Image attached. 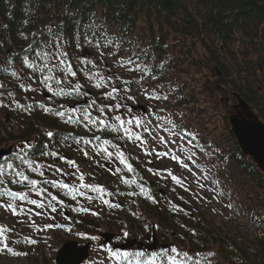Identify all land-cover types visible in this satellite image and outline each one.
<instances>
[{"label":"trees","instance_id":"16d2710c","mask_svg":"<svg viewBox=\"0 0 264 264\" xmlns=\"http://www.w3.org/2000/svg\"><path fill=\"white\" fill-rule=\"evenodd\" d=\"M192 8L195 10L192 11ZM93 20L96 25H103L109 34L122 35L132 45L146 49L149 52V66L157 77L166 70L173 69L178 62H188L195 70L193 77L187 80L170 78L169 91L177 104L196 106L197 113L205 118L206 124L207 107L202 101L199 88L202 93L211 96L229 93L236 102L238 97L241 98L264 123V79H260L261 75L264 77V0H0V84H4L0 91L5 93L0 101L3 105H8L0 106V149L10 147L6 146L8 144L18 145L24 141L37 147L43 143H49L50 148L55 145L52 150H58L61 155H65L71 146L78 149L72 139L61 143L62 137L70 134L85 138L89 129L83 124H65L60 118L45 114L36 104L44 103L56 109L63 105L68 109L70 103L83 100L85 96L52 95L35 77L32 81L28 80L30 70L22 67L21 61L14 54L20 53L34 39L42 38L41 33L47 36L48 29L55 33L59 26L65 25L67 30L74 33V21L83 26ZM24 36L28 39H24ZM66 50L73 70L77 71L72 82L85 86L84 91L92 96L90 102L95 99L97 104L101 101L106 104L116 103L103 95L105 89L94 88L84 72L79 71L76 60L80 55L79 51L72 47ZM121 54V57L125 55L123 52ZM9 59L12 60L11 64L6 63ZM5 68L7 72L3 71ZM12 71H17L23 82L30 83L35 91L25 92L20 89L18 85L21 80L11 77ZM60 78L63 79L62 76ZM52 83L55 91L56 87ZM8 92H12L14 99L21 104L32 103L34 107L31 114L17 109L11 103L12 98L7 97ZM90 111L93 117L99 115L95 108ZM218 112L225 131L224 145L219 149H213L212 145L203 146V149H207L219 160L228 158L235 166L236 174L248 178L257 192L249 203L248 219L255 234L247 242L248 246L241 248L229 236L219 233L203 215L191 210L188 202L183 201L182 193L169 187L162 197L156 192V186H153L152 191L150 187L149 191L154 194L155 203L145 196L135 201L126 217H107L109 229L117 232L121 240L126 238L125 232H136L139 235L146 229H153L157 236L169 242L170 239L165 235L168 230L175 236V243L170 241L171 245L188 251L193 261L200 260L201 264H264V173L250 157L241 152L228 123L229 113ZM8 119L15 122V125L8 127ZM47 130L57 133L52 141L44 135ZM100 134L103 140H111L122 147L130 143L128 139H113L115 133L105 131ZM102 139H91V160L85 164L88 169L96 168L92 161L103 157V154H96L100 146L104 147ZM78 153L80 158L85 159L82 151ZM35 158L45 163L60 161L58 158L41 157L38 153ZM128 158L134 171L129 173L122 165L121 174L113 182L118 189L111 186V194L117 190L129 195L127 190L130 184L123 183L120 176L129 181L134 177L142 180L145 178V171L140 169L135 157ZM152 184L154 185L153 182ZM29 195L32 198L34 194L32 192ZM100 197L104 200L103 196ZM76 204L77 200L72 204L74 209ZM173 205H178L184 211L174 210ZM79 222V227L83 228L84 222ZM87 227L94 232L100 230L94 222H89ZM192 230H195V236L192 235ZM129 237L131 236L127 235ZM39 248L41 245L37 246V252ZM138 250L140 249L132 248L126 251ZM196 252L200 256L195 255ZM208 252L215 255L208 257Z\"/></svg>","mask_w":264,"mask_h":264},{"label":"snow or ice","instance_id":"6c2138e0","mask_svg":"<svg viewBox=\"0 0 264 264\" xmlns=\"http://www.w3.org/2000/svg\"><path fill=\"white\" fill-rule=\"evenodd\" d=\"M74 27L76 31L72 33L70 30L66 29L65 25L59 26L58 30L53 33L51 29H48V35L44 36L41 33L40 39H34L32 43L21 50L20 53H15V58L21 61L22 67L30 70L28 75V80L32 81L33 77L40 81L44 85L46 90L55 96H71L75 94L76 96H88L89 93L84 91V85L76 82H72V78L77 76V71L73 70V64L69 59V52L66 50L68 47H72L79 51L80 55L76 57L77 66L79 71L84 72L87 76L89 83L96 89H105L104 96L110 101H117L114 104H106L101 101L97 104V101L93 99L87 106L83 108H74L71 110L65 109L63 105H60L59 109L45 105L44 103L37 102L36 106L39 107L45 114H50L54 117H58L65 124H83L84 127L88 128L89 131L93 133L94 140H100L101 137L96 135L97 132L103 133L105 131L109 133H115L116 135L113 139L119 140H133L139 141L142 145L146 144L147 141L143 136L134 131V129H143V132L148 133L152 140L163 146L165 151H157L153 148L148 151V155L155 153L157 157H166L171 153V159L178 161L182 168L188 169L192 172L189 167V162L199 169L200 165L196 162L193 157L196 156V152L192 151V148H199L201 152L204 151L203 146L198 142L193 143V141H198V134L187 130L186 128H178V125L171 118H165L163 115H157L153 131V121L148 119L146 116H135L132 115L133 108L123 101H134L136 96L143 94L148 100L156 101H168L169 97L167 95H161L156 89H152L149 84L150 80H156L158 77L153 73V69L149 66L148 57L149 52L146 49L139 48L138 45H132L130 40H125L123 36H117L116 34H109L108 30L103 27V25H96L93 20L88 25H81L80 22L74 21ZM83 28V31L81 29ZM23 36V33L21 34ZM35 37V34H32ZM24 39H28L24 36ZM127 45V47H126ZM91 49H95L96 55L93 59L88 57L92 55ZM123 52L125 55L120 56ZM11 55V54H10ZM112 59V64L116 65L117 68L114 71L111 67H107L108 59ZM6 63L11 64L12 60L9 59ZM163 67L162 65L160 66ZM3 71L7 72V68ZM128 73V78H123V72ZM138 74V75H137ZM11 77L21 80L19 83V88L23 89L25 92L35 91L31 87V84H26L23 82V78L18 75L17 71H12L10 73ZM63 77L61 79L60 77ZM56 90H53V83ZM148 84L149 87L144 85ZM65 85V86H61ZM133 86H135V92H133ZM4 88V84H0V89ZM110 89V90H108ZM120 93H123L121 96ZM5 96V93L0 91V97ZM7 97L12 98L11 103L15 105L17 109H21L29 114L33 110L34 105L29 103L27 105L19 103L15 100L12 92L7 93ZM119 97V100H117ZM0 106L3 102L0 101ZM92 108H95L99 113L98 116L93 117ZM120 109H124L127 116L130 118H124L120 114H115ZM107 112L113 113L111 116V121L106 118ZM160 113L164 112V108L159 109ZM79 113L80 115H75ZM152 113H149L151 116ZM132 126V127H129ZM161 132L167 134H160ZM44 135L49 141H52L53 137L57 135L51 130L45 131ZM72 139L74 143L79 146L92 145L93 140L85 139L84 137H73L70 134L64 135L62 137L61 143ZM111 144L112 149L115 151H110L107 147L100 146L97 155L103 154L110 162L113 158L119 161L121 165L127 169V172L132 173L134 171L132 163L129 162V158L126 156L124 151L121 150L120 145L113 143L111 140L104 139L103 145ZM174 146V147H170ZM187 146H191L190 148ZM55 145L50 148L49 143H43L39 147L32 144L31 142L24 141L21 144L16 145L15 151L12 152L10 157H4L0 160V208L4 209L6 212H10L12 215L24 214L29 216L32 212V208H25V205H34L37 209L50 208L51 212L56 213L58 211L56 204L52 202H57L63 204V201L57 200V196L53 195L48 191V187H40V181L31 178L29 173H36L39 177L45 176L44 168L49 170H54L55 173H61L63 170L56 167L55 164L43 165L37 161L35 158L37 153L41 157H53L58 158L61 161H65L68 166L76 168L79 171L78 166L74 160H67L65 156L61 155L58 150H52ZM178 148L180 152L187 153L186 157L182 159L181 155L175 154V149ZM84 156H88V151L84 148H80ZM14 161H18V164H14ZM25 166L27 172L25 171ZM103 167V165H100ZM150 172L152 169H148ZM121 172V168L117 167L113 172V175H117ZM67 175H75V173H66ZM194 174V173H193ZM171 179L180 186L184 185L183 180L177 175H173L171 171L168 172ZM84 175L80 174L78 180L80 181V188L70 187V185L64 181H58L55 179L44 180V185H50L53 188L68 189L72 193V199L76 200L77 195L85 196L86 193L80 189L88 188L97 193H103L105 189L103 187H97L93 184L84 183ZM119 179L130 185H135L136 180L132 179L129 181L123 176ZM208 180V177H204ZM8 181L12 185H21L23 189L26 190H13L8 186ZM217 180H210L208 184L201 183L199 186L201 189H206L208 191H214V198H219L224 195L223 191H216L215 186L218 185ZM140 192L143 193L147 199L155 203L154 197L148 194L143 185L139 186ZM185 191H188L185 188ZM35 192L37 196H43L47 194L49 201L44 203L42 200L30 198V193ZM132 195V193H128ZM4 198H7L5 200ZM91 200L92 197H87ZM198 199H204L202 196H198ZM103 203L115 208H120V204H112L110 201L104 199ZM225 207L232 209L233 204L228 203ZM174 210L184 211L183 208H179L178 205H173ZM82 212L91 211L89 208L80 209ZM60 214L63 215L62 209H60ZM93 215L97 213L93 212ZM187 215V213L185 212ZM36 215H42L41 212H36ZM67 219V218H66ZM33 227L35 225H32ZM46 229L53 227L61 228L64 225L61 224H46L44 226ZM14 230L0 224V252H6L13 256L27 255L26 252L16 251L11 247L13 242L20 243V241H13L11 238V233ZM71 231V228L68 229ZM78 235L83 236V233H78ZM125 236L128 235L127 232L124 233ZM192 235L195 236V230H192ZM88 240H96V236H87ZM24 242L29 245H35L37 240L30 236L24 238ZM108 252L111 254L112 260L115 264H201L200 260L193 261L192 255L188 251H182L176 246L170 248H161L159 251H153L151 253L147 250L138 251H121L119 249L108 248ZM195 255L200 256L199 252ZM208 257L214 256L215 253H206Z\"/></svg>","mask_w":264,"mask_h":264},{"label":"rangeland","instance_id":"374dc122","mask_svg":"<svg viewBox=\"0 0 264 264\" xmlns=\"http://www.w3.org/2000/svg\"><path fill=\"white\" fill-rule=\"evenodd\" d=\"M194 10L195 9L192 8V11ZM91 52L92 55L88 57L89 59H93L96 55L95 50H92ZM120 56H122L121 53ZM106 66L111 67L114 71L117 68L116 65L112 64L111 58L108 59ZM194 73V68L190 67L188 62H178L173 69L166 70V72L160 74L156 80L149 81V84L151 85L149 91L153 88L156 89L159 94L167 95L169 97L168 101L148 100L143 94H140L136 96L134 101L123 102L127 103L132 108H135L133 109L134 111L132 115L138 117L143 115L153 121V125H149V127H153L154 132L156 131L154 128V124L157 123L156 116L163 115L165 118L173 119L178 125V128H186L189 131L197 133L198 141H193L194 144L198 142L202 146L212 145L213 149H219L224 145L226 137L223 124L220 122L218 116V111L225 114L233 113L232 106L236 103V100L230 97L229 93H219L217 95H212V97L211 94L202 93V90L199 88L198 90L201 92L200 95L202 101H204V105L207 107L206 119L208 123L206 124L205 118L197 113L196 106L177 104L169 91L170 78L177 77L182 80H187L188 78H192ZM123 78H128V73L126 71L123 72L122 79ZM260 79L263 80L264 77L261 75ZM144 86L149 87L148 84H145ZM133 92H135V86H133ZM120 95L122 96L123 93H120ZM117 100H119V97ZM162 107L164 108V112L160 113L159 109ZM142 108L144 112L141 110ZM120 110V113H118L122 117L130 118L127 116L124 109ZM149 113H152V115L149 116ZM12 125H15V122L9 120L8 127ZM134 131L139 132L147 141V143L143 145L139 141L134 142L133 140L131 143H128L130 148L128 151L132 152L139 162L143 160V165L148 167V169H152L151 172L147 170L144 173L145 179L153 182L154 185L158 182L157 187H160L159 189L163 190L165 193L168 191L169 187L174 188L178 193H182L184 197L183 201L188 202L191 210L203 215L209 223L211 222L212 226H214L219 233L229 236V238L233 239L239 247H247V242L250 239H253L255 234L254 227L248 219L250 211L249 203L251 202L250 199L257 194L252 187V182L248 180V178L236 174L237 170L228 158L224 157L222 160H219L217 157L209 153L207 149H204L203 152H201L199 148L191 149L196 152V156L193 157V159H195L200 165V168L197 169L191 164V162H189V167L192 169V172H189L188 169L182 168L178 161L172 160L171 153L166 157H157L155 153L148 155L147 152L151 151L153 148L157 151H165L166 149L163 146L156 144L148 133L143 132L142 128L134 129ZM160 134L165 135L167 138L166 133L161 132ZM16 145V143H11L6 146L16 147ZM187 147L190 148L191 146ZM175 154L181 155L182 159L187 155V153L182 154L178 148L175 149ZM74 155L75 154L71 152V156L74 157ZM140 169L144 171L142 167H140ZM43 170L49 173H53L54 171L47 168ZM169 171H171L173 175L180 177L183 180L184 185H177L171 179V176L168 175ZM205 176L208 177V180L204 179ZM100 177L101 176H99V178ZM103 177H105L107 181V172H103ZM40 178L41 177L38 175L37 180ZM210 180H217L219 182L218 185L215 186V190L223 191V196L214 198V191L200 188L199 185L201 183L208 184ZM115 185L116 184H112L110 186ZM8 186L13 190H24L23 188H20V185L18 184L12 185L10 181H8ZM115 187V189H118L117 186ZM185 188H187L188 191H185ZM92 192L94 193V197H92L91 200L87 199V197L90 196L88 195V191L85 192V196L77 195V209L73 210L72 213L69 212L66 217L65 215L60 214V209H62V211L64 210V205L62 206L60 204L56 205L58 211L54 216L52 215L54 213L51 212L50 208L37 209L34 205H25L26 209L32 208L30 219L29 216H25L24 214L12 215L10 212H6L4 209L0 208V224L12 228L14 230L10 234L12 240L20 241V243L13 242L11 247L16 251L27 253V255L13 256L0 252V264H54L56 252L66 241H76L78 245H84L88 242L91 243L90 255L84 264H115L107 249L111 248L115 243H119L120 240L111 242V246L102 245L104 240L99 234L107 232L118 234L109 229V225L106 222L107 217H126L128 213H130L128 209L132 208L131 206L135 201L142 197H140V195L131 197L130 195L127 196L114 192L112 195L114 204H117L118 202L121 204L120 208H115L104 204L103 200L98 198V193L95 191ZM45 196L47 197V195ZM198 196H202L204 199H198ZM33 197V199H37L36 194ZM4 199L7 200V198ZM228 203L233 204L232 209L225 207ZM82 208H89L91 211L82 212L80 211ZM36 212H41L42 215L37 216ZM93 212L97 213V215H93ZM114 218L111 220L112 223L114 222ZM79 221L84 222L85 226H83V228L79 227ZM89 222L97 224L100 230L97 232L92 231L87 227ZM49 223L54 225L61 224L64 225V227L46 229L44 226ZM32 225L35 226L33 227ZM136 225H139V223ZM69 228H71V231H68ZM145 231L148 232L147 229ZM78 233H83L84 235L81 236L78 235ZM127 233L132 239L138 238L142 235L141 233L137 235L135 234L136 232L130 233L129 231ZM165 235L168 236L170 241L175 243L173 240L175 236L170 231L167 230ZM26 236L35 238L37 243L35 245L25 243L24 238ZM87 236H96L98 239L88 240L86 239ZM38 245H41L39 252H37Z\"/></svg>","mask_w":264,"mask_h":264},{"label":"flooded vegetation","instance_id":"af4514ba","mask_svg":"<svg viewBox=\"0 0 264 264\" xmlns=\"http://www.w3.org/2000/svg\"><path fill=\"white\" fill-rule=\"evenodd\" d=\"M90 99H91V94H90ZM84 99V97H83ZM90 101H88L85 106H87L89 104ZM109 104H114L113 102L109 103ZM85 106H80V107H77V109L79 108H83ZM135 109V108H133ZM71 110V109H70ZM121 110H119V113H120ZM144 112V111H143ZM111 113V112H110ZM118 113V114H119ZM113 114V113H112ZM111 116L112 115H108L107 114V110H106V118L108 120L111 121ZM96 135H99L101 137V134L99 132L96 133ZM85 136V139H93V133L92 131H88L87 134L84 135ZM102 139V137H101ZM100 139V140H101ZM103 140V139H102ZM104 147H107L110 151H115L114 149H112L111 146L109 145H104ZM79 148H84L85 150L88 151V156H84V158H80V154L78 152H81V150ZM121 150L124 151V153L126 154V156H129L131 157V155H129V152L125 149V147L122 145L120 146ZM91 145H83L81 144L80 146H78V149L75 148L74 146H71L70 149L68 151H66L67 153L63 156L66 157L67 160H74L76 162V165L78 166L79 168V171H76L77 169L76 168H73V167H70L67 165V163L65 161H57V160H52L51 162H47L45 163L44 161L42 160H37L39 163L43 164V165H47V164H55L56 167H59L61 168L63 171L61 173H55V175H53V173H49L47 171H45V176L41 179H39L40 181V187H48V191L51 192L53 195H56L57 196V200L60 201L62 200L63 201V204H60V205H64V213L63 215L65 216H68L69 212L72 213L73 210H75L77 207H75V209L73 208L72 204L73 202H75L78 197L76 198V200H73L71 197H72V193H70L68 191V189H61V188H53L51 187L50 185H44V180L45 179H48V180H52V179H55V180H58V181H64L66 183H68L70 185V187H76V188H80V181L78 180V177L80 174H83L85 179H84V183L85 184H93L97 187H103L105 189V191L103 193H98V198L99 196H104L108 190V187L110 185L113 184L114 180L116 178H118V176L121 174H117V175H113V172L115 171V169L117 167H121L122 165L119 163L118 160H116L115 158H113L111 160V162L106 158V157H102V158H99L100 160H93L92 164L94 166H97L96 168H94L93 170L91 169H88V167L85 166L86 163H90V154L91 153ZM71 152L74 155V157L71 156ZM11 156V155H10ZM8 157V156H7ZM103 165V167H101L100 165ZM99 170H98V169ZM46 169V168H44ZM75 169V170H74ZM103 169V170H101ZM25 170L27 172V169H26V166H25ZM67 170V171H66ZM140 170V169H139ZM53 171V170H52ZM98 172V174H97ZM103 172H107V175H108V179L106 181V178L103 177ZM66 173H75V175H67ZM145 173V172H144ZM50 174V175H49ZM97 174V175H96ZM101 174V175H100ZM30 176L31 178H34V179H37V176L38 174L36 173H30ZM99 176H101L99 178ZM144 178V177H143ZM96 179V181H95ZM132 179H135L136 180V184L135 185H130L129 186V190H127L129 193H132V195H130L131 197L133 196H139L144 198L145 195L143 193L140 192V188L139 186L140 185H143V187L148 190V194L151 195L152 197H155L154 194L150 191V187H151V191L152 189H154L155 185L152 184L151 181L149 180H146L145 178L142 180L141 178H138V177H134ZM109 183V184H108ZM108 184V185H107ZM152 185V186H151ZM154 186V187H153ZM110 188V187H109ZM160 188V187H159ZM60 190H62V192H60ZM81 191H88V195H90L91 197H94V193L92 192L91 189H88V188H83V189H80ZM158 194H160L162 197L165 196V192L163 191H160V189H157L156 191ZM33 196H35V192H33ZM62 194V195H61ZM45 195L47 194H44L43 196H37L36 198L38 200H42L44 203H48L49 201V198L48 196L46 197ZM128 196V195H127ZM34 198V197H33ZM109 201L113 204V200L109 199ZM56 205H59V203L57 202H52ZM118 204H120L118 202ZM121 205V204H120ZM56 213L52 214L53 216L55 215ZM156 236V235H155ZM137 240H140L143 242V245L144 246H147V244L151 241V233L149 232H144L143 235H140L138 238H136ZM156 239H157V244L158 245H161L163 244L162 242H164L165 240L162 238V237H158L156 236ZM116 240H120L119 236H115L114 237V241ZM113 241V242H114ZM140 249H145V247H138ZM161 248H157V250H160Z\"/></svg>","mask_w":264,"mask_h":264},{"label":"water","instance_id":"95a60500","mask_svg":"<svg viewBox=\"0 0 264 264\" xmlns=\"http://www.w3.org/2000/svg\"><path fill=\"white\" fill-rule=\"evenodd\" d=\"M83 101L76 105H84ZM237 103V104H236ZM233 105L234 112L228 116V122L231 131L237 141L241 152L250 157L256 166L264 173V123L255 115L250 106L241 98H237V102ZM6 149L0 150V158L8 155ZM113 234L103 233L100 235L104 243H109L113 238ZM134 244L142 245L141 242L136 243L135 239L126 240L123 244L116 245V249L124 250L131 248ZM157 246L155 236L152 237V244H148L146 248L152 250ZM166 247V245H163ZM90 243L79 246L76 241H66L59 248L55 256V264H81L89 256Z\"/></svg>","mask_w":264,"mask_h":264}]
</instances>
